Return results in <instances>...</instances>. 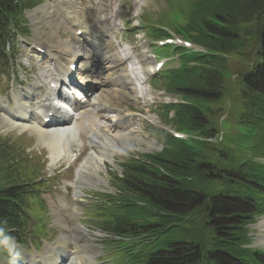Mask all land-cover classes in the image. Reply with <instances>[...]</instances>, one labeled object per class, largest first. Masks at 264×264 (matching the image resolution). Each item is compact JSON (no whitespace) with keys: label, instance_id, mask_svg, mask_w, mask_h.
Here are the masks:
<instances>
[{"label":"trees","instance_id":"obj_1","mask_svg":"<svg viewBox=\"0 0 264 264\" xmlns=\"http://www.w3.org/2000/svg\"><path fill=\"white\" fill-rule=\"evenodd\" d=\"M252 1L257 5H261L264 10V4L260 3L258 0ZM252 1L245 0L239 7H233L230 11V14L240 15L249 20L244 22L245 24H231L236 27V30H233L236 35L231 36L221 30L214 31L216 29L215 27H218L214 20H212L210 27L201 26L198 29H195L190 26L192 34L205 45H209L213 35L212 33L215 32L214 34L219 37V40L215 39L217 53L219 51L229 57L236 55L240 50H256V46L261 44V50L257 53L258 56L256 60H262L264 58V11L260 12L251 7L250 4H252ZM209 9L210 4L206 7L205 12ZM225 12L226 10L219 13L221 20L224 18L231 19L236 17L230 14L226 15ZM240 20L245 19L242 18ZM254 35L255 42L254 39L249 40ZM229 61L230 60L225 59L226 64ZM181 63L182 68L180 70L163 73L162 78H166L167 81L169 78H172L186 83L187 92L190 95V100L193 102H196V98H209L212 101L231 99L232 101L238 102L242 96L250 91L246 84V80L249 77L248 72L244 73L239 71L238 76H240L239 80L241 81L236 80L235 82H227L228 84L225 83V78L222 74H217L213 84L214 88L209 86L206 89H202L196 85L193 76L189 73V59L182 58ZM224 68H222V71ZM259 83L263 89L255 87L257 90L254 91L257 94L264 96V75ZM209 114L204 116L201 111H199V114L192 113L191 111L188 116L190 120L194 119L206 128L204 134L207 137L216 138L219 133L218 121ZM246 132L249 135V132ZM216 142H218V139ZM199 148L200 152L187 157L186 160L188 162H183L179 166L176 165V167H178L176 169L177 171H180L187 166L194 171V179L188 180L189 182L184 183V192L179 190L170 192L169 194H164V192L155 194V197L146 196V199L152 203L157 202L155 199L159 200L158 202L163 206L165 205L169 210L157 207V211L175 219L174 223H176V226L169 224L166 226L168 231L164 229L160 230L159 239L156 243V247L160 249L158 253L160 259L171 256L172 253L168 254L167 251L173 250V255L170 260L166 261V264H194L192 260L197 257V255H191L194 254V250L199 254L201 262L204 263L206 260L205 256L202 255L200 250L196 249L199 243L201 244L202 242L200 238L196 237L198 229L204 227L206 229V235L209 236V239L212 241V238L217 237L222 233L223 224L227 223L228 233L234 234L237 232L238 234H241V226L247 220L245 217L247 216L248 206L243 205L240 200H237L249 195L251 184L247 181V178L238 176L241 172L237 168L230 177L233 183L221 184L218 180L212 178L215 175V158L218 153V147L216 144H210L208 146L199 145ZM194 157L197 159H192ZM5 164L0 167V194L6 191L4 194L0 195L1 203L17 184L23 183V178L28 172L35 168L24 162L19 163L16 166ZM216 182L221 185L218 190H215L214 188ZM229 188L236 191V194L233 195L234 193ZM244 188H246L245 193L242 192ZM205 196L209 197L208 201ZM15 207H24L38 217H40V215L44 216L43 211L34 210L32 207L30 208L28 201L24 198L12 200L7 204H3V207L0 206V212H2L6 219L8 212L10 213L12 210L11 208ZM212 211H216L218 214ZM218 215L221 219V224L212 225V222L218 219ZM40 219L42 224L44 219L41 217ZM0 226H4L3 219L1 220ZM178 253L181 254L178 255ZM226 260L229 261L230 257L222 255L216 259L218 264H223Z\"/></svg>","mask_w":264,"mask_h":264},{"label":"bare ground","instance_id":"obj_2","mask_svg":"<svg viewBox=\"0 0 264 264\" xmlns=\"http://www.w3.org/2000/svg\"><path fill=\"white\" fill-rule=\"evenodd\" d=\"M77 70V69H76ZM15 102H16V111L15 113H12L7 109L6 105H2L1 109L3 112V116L7 117L8 119L12 120L13 122H9L4 117V122L7 126H9L10 129H16L18 128L20 131H24L27 129H34L35 131L39 132V126L37 124V120H32L31 115L28 114L24 109V104H20L18 102V98L14 96ZM43 144L46 145L49 150L51 151L52 157L56 158L58 157L59 148L55 142V139L52 136H44L42 137ZM24 241L25 247L28 246V243Z\"/></svg>","mask_w":264,"mask_h":264},{"label":"clouds","instance_id":"obj_3","mask_svg":"<svg viewBox=\"0 0 264 264\" xmlns=\"http://www.w3.org/2000/svg\"><path fill=\"white\" fill-rule=\"evenodd\" d=\"M0 250L8 253V264H18L20 253L17 250L15 237L8 234L3 227H0Z\"/></svg>","mask_w":264,"mask_h":264},{"label":"rangeland","instance_id":"obj_4","mask_svg":"<svg viewBox=\"0 0 264 264\" xmlns=\"http://www.w3.org/2000/svg\"><path fill=\"white\" fill-rule=\"evenodd\" d=\"M51 2H54L53 0H50ZM102 7H105L104 5H102ZM87 43H91L90 41H87ZM177 65V63L175 62V63H173L170 67H173V66H176ZM5 88L7 89V86H5ZM15 105H16V102H15ZM3 117H5V116H3ZM8 121L10 120V119H8L7 117H5ZM9 122H13L12 120H10ZM4 124H5V122H4ZM6 125V124H5ZM16 129H18V128H16ZM19 130V129H18ZM20 131V130H19ZM25 131V130H24ZM39 139H40V137H39ZM43 142V141H42ZM139 152H143L142 151V149H140V148H138L137 149ZM38 206V205H37ZM71 209V208H70Z\"/></svg>","mask_w":264,"mask_h":264}]
</instances>
